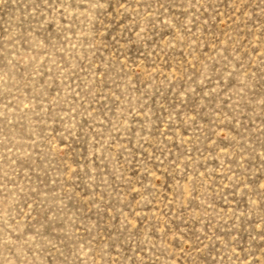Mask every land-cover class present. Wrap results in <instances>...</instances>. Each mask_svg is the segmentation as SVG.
<instances>
[{
    "label": "rangeland",
    "instance_id": "obj_1",
    "mask_svg": "<svg viewBox=\"0 0 264 264\" xmlns=\"http://www.w3.org/2000/svg\"><path fill=\"white\" fill-rule=\"evenodd\" d=\"M0 264H264V0H0Z\"/></svg>",
    "mask_w": 264,
    "mask_h": 264
}]
</instances>
